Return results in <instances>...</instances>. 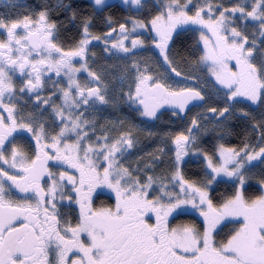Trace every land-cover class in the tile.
Returning a JSON list of instances; mask_svg holds the SVG:
<instances>
[{
  "label": "snow or ice",
  "instance_id": "snow-or-ice-1",
  "mask_svg": "<svg viewBox=\"0 0 264 264\" xmlns=\"http://www.w3.org/2000/svg\"><path fill=\"white\" fill-rule=\"evenodd\" d=\"M0 4V264H264V0Z\"/></svg>",
  "mask_w": 264,
  "mask_h": 264
},
{
  "label": "flooded vegetation",
  "instance_id": "flooded-vegetation-1",
  "mask_svg": "<svg viewBox=\"0 0 264 264\" xmlns=\"http://www.w3.org/2000/svg\"><path fill=\"white\" fill-rule=\"evenodd\" d=\"M27 2L29 4H33L35 2H37V0H27ZM109 2L111 3L112 0H109ZM115 3L117 4L118 6V9H120V5H121V0H115ZM13 9L11 8V6L7 5V4H0V12H5V11H12ZM122 10V9H120ZM234 143L236 141H233Z\"/></svg>",
  "mask_w": 264,
  "mask_h": 264
}]
</instances>
